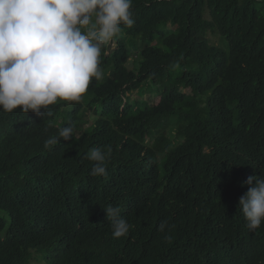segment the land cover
<instances>
[{
	"label": "trees",
	"instance_id": "1",
	"mask_svg": "<svg viewBox=\"0 0 264 264\" xmlns=\"http://www.w3.org/2000/svg\"><path fill=\"white\" fill-rule=\"evenodd\" d=\"M132 11L79 101L0 110V264H264V223L249 230L239 210L264 174V0ZM93 147L109 153L104 176ZM108 205L127 236L113 238Z\"/></svg>",
	"mask_w": 264,
	"mask_h": 264
},
{
	"label": "clouds",
	"instance_id": "2",
	"mask_svg": "<svg viewBox=\"0 0 264 264\" xmlns=\"http://www.w3.org/2000/svg\"><path fill=\"white\" fill-rule=\"evenodd\" d=\"M134 23L132 0H0V110L52 116L50 106L58 101H79L91 79L103 75L101 45L122 25ZM73 133V125L59 128L44 148L68 141ZM108 158V152L91 148L85 157L92 162L90 175H106ZM246 183L239 210L254 231L264 223V174L249 176ZM103 209L113 238L127 236L132 226L121 209ZM167 227L162 222L160 231Z\"/></svg>",
	"mask_w": 264,
	"mask_h": 264
},
{
	"label": "rangeland",
	"instance_id": "3",
	"mask_svg": "<svg viewBox=\"0 0 264 264\" xmlns=\"http://www.w3.org/2000/svg\"><path fill=\"white\" fill-rule=\"evenodd\" d=\"M95 20V17L93 16V21ZM83 31V30H82ZM130 67L133 69V64L132 63H130ZM142 94V93H141ZM133 97L135 98V99H138V100H141L140 99V96L137 94V93H135V94H133ZM33 264H38L37 262H33Z\"/></svg>",
	"mask_w": 264,
	"mask_h": 264
}]
</instances>
